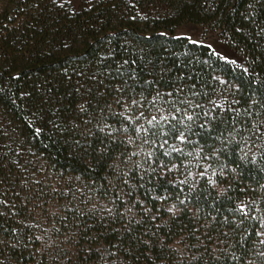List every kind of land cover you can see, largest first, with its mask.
<instances>
[{
  "label": "trees",
  "instance_id": "trees-1",
  "mask_svg": "<svg viewBox=\"0 0 264 264\" xmlns=\"http://www.w3.org/2000/svg\"><path fill=\"white\" fill-rule=\"evenodd\" d=\"M46 1L0 8V264H52L35 208L73 232L69 264H247L264 217V0ZM153 3L164 12L140 14ZM186 23L244 66L173 34ZM13 148L67 182L63 202L15 194Z\"/></svg>",
  "mask_w": 264,
  "mask_h": 264
},
{
  "label": "rangeland",
  "instance_id": "rangeland-1",
  "mask_svg": "<svg viewBox=\"0 0 264 264\" xmlns=\"http://www.w3.org/2000/svg\"><path fill=\"white\" fill-rule=\"evenodd\" d=\"M8 1L10 0H0V8L6 5ZM93 1L94 0H47L45 3L48 5V11L58 13L66 12L67 10H78L89 5ZM24 6L25 5H22V7L19 8V12L15 14L16 19L18 17L25 16ZM163 12L164 5L162 3H153L140 10V14H149L153 16L160 15ZM173 34L176 36H185L193 42L204 43L221 58L229 60L237 65L244 66L243 57L229 47L215 31L207 29L201 25L186 23L177 26L174 29ZM3 124L4 122L0 116V134H2L0 136L5 135V133H2L4 132L2 131L4 130ZM5 144L6 141L2 142L0 139V148H4ZM15 154L16 158L19 157L18 162L15 163L17 165L16 173L19 177V180H17L19 187L15 194L21 196L23 194L25 195V192L30 190H41L42 192L37 194V199L41 198L40 204H43L44 201L47 200L41 207V210L43 211H46V209L51 210L52 207L54 208L57 205L56 201L58 198L60 202H63V200L67 197V182L63 180H55L56 178L52 176L48 179L43 170L37 166L38 164L33 162L31 154H28L25 150L16 148ZM41 179L42 182H39ZM1 190L2 187H0V192ZM40 204H37V206ZM35 211L37 213L32 215L34 221L30 223H34L36 229L35 232H37L40 243L45 246H49L52 254V264H69L71 253L75 252L72 244L73 232L67 228H60L59 230L54 231L53 220H47V218L42 217V215L38 213V208H35ZM258 234L259 240L256 245L254 257L247 264H264V217L261 220Z\"/></svg>",
  "mask_w": 264,
  "mask_h": 264
},
{
  "label": "snow or ice",
  "instance_id": "snow-or-ice-1",
  "mask_svg": "<svg viewBox=\"0 0 264 264\" xmlns=\"http://www.w3.org/2000/svg\"><path fill=\"white\" fill-rule=\"evenodd\" d=\"M153 119H155V117H153ZM180 138H181V140H183V139H184V137H183V136H181Z\"/></svg>",
  "mask_w": 264,
  "mask_h": 264
}]
</instances>
